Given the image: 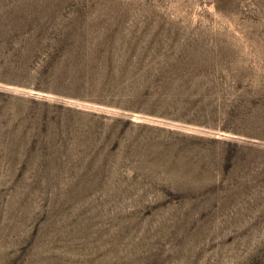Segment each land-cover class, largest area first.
Returning a JSON list of instances; mask_svg holds the SVG:
<instances>
[{
    "label": "rangeland",
    "instance_id": "obj_1",
    "mask_svg": "<svg viewBox=\"0 0 264 264\" xmlns=\"http://www.w3.org/2000/svg\"><path fill=\"white\" fill-rule=\"evenodd\" d=\"M0 264H264V0H0Z\"/></svg>",
    "mask_w": 264,
    "mask_h": 264
}]
</instances>
